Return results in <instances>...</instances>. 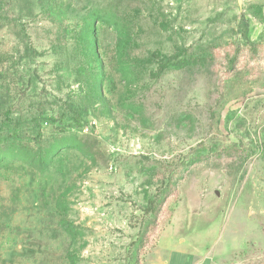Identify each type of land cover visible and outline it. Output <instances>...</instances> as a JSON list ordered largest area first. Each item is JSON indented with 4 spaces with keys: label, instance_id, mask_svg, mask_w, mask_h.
Returning <instances> with one entry per match:
<instances>
[{
    "label": "rangeland",
    "instance_id": "1",
    "mask_svg": "<svg viewBox=\"0 0 264 264\" xmlns=\"http://www.w3.org/2000/svg\"><path fill=\"white\" fill-rule=\"evenodd\" d=\"M0 264H264V0H0Z\"/></svg>",
    "mask_w": 264,
    "mask_h": 264
},
{
    "label": "trees",
    "instance_id": "2",
    "mask_svg": "<svg viewBox=\"0 0 264 264\" xmlns=\"http://www.w3.org/2000/svg\"><path fill=\"white\" fill-rule=\"evenodd\" d=\"M172 61V59H170V60H163L161 63H162V65H165V64H167V63H170ZM201 62H204V60H200ZM179 63H182V62H179Z\"/></svg>",
    "mask_w": 264,
    "mask_h": 264
}]
</instances>
